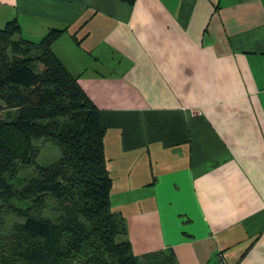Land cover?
Segmentation results:
<instances>
[{
    "label": "crops",
    "instance_id": "crops-1",
    "mask_svg": "<svg viewBox=\"0 0 264 264\" xmlns=\"http://www.w3.org/2000/svg\"><path fill=\"white\" fill-rule=\"evenodd\" d=\"M13 18L64 30L135 256L264 264V0H0Z\"/></svg>",
    "mask_w": 264,
    "mask_h": 264
},
{
    "label": "trees",
    "instance_id": "trees-1",
    "mask_svg": "<svg viewBox=\"0 0 264 264\" xmlns=\"http://www.w3.org/2000/svg\"><path fill=\"white\" fill-rule=\"evenodd\" d=\"M63 31L31 41L14 18L0 27V209L21 219L0 264H177L171 250L135 256L110 209L98 110L51 50ZM40 139L59 151L47 165ZM22 166L35 174L13 184Z\"/></svg>",
    "mask_w": 264,
    "mask_h": 264
},
{
    "label": "rangeland",
    "instance_id": "rangeland-1",
    "mask_svg": "<svg viewBox=\"0 0 264 264\" xmlns=\"http://www.w3.org/2000/svg\"><path fill=\"white\" fill-rule=\"evenodd\" d=\"M35 145L38 149L37 156L35 158L36 163L40 165H47L58 158L59 151L50 141L40 139L35 142ZM34 174L35 170L33 169V167L22 166L19 167L16 172L11 176L10 181L13 184H17L23 181L25 178H28L29 176H32ZM118 206L124 207V205H121L119 203H117L116 205L110 203L111 210L118 208ZM45 214L50 216L52 215L50 210L45 211ZM20 220L21 219H19L18 217L6 213L2 209H0V256L6 253L5 250L7 249V247H9V233L11 231L13 223L19 222Z\"/></svg>",
    "mask_w": 264,
    "mask_h": 264
}]
</instances>
